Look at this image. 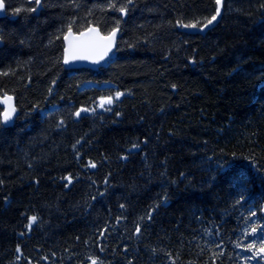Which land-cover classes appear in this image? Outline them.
<instances>
[{
    "label": "trees",
    "instance_id": "trees-1",
    "mask_svg": "<svg viewBox=\"0 0 264 264\" xmlns=\"http://www.w3.org/2000/svg\"><path fill=\"white\" fill-rule=\"evenodd\" d=\"M28 1L39 10L0 19V94L20 111L5 127L0 106V264H250L264 0H227L204 35L178 26L206 24L216 0ZM90 26L121 29L115 57L66 70V33ZM87 82L116 89L82 93ZM82 108L93 113L76 119Z\"/></svg>",
    "mask_w": 264,
    "mask_h": 264
},
{
    "label": "water",
    "instance_id": "water-1",
    "mask_svg": "<svg viewBox=\"0 0 264 264\" xmlns=\"http://www.w3.org/2000/svg\"><path fill=\"white\" fill-rule=\"evenodd\" d=\"M227 0H222L221 4H217V8L220 9V13L219 15H217V18L215 21H213L212 24H204L202 26H188V25H183V26H178L179 30L183 33H186V34H189V35H196V34H200V35H204L206 34L208 31L214 29L223 19V16H224V6H225V3H226ZM3 3H4V8L3 9H0V19H4L7 17L8 15V6L6 4V2L3 0ZM207 25V26H205ZM96 29L97 30V33L99 34V36H109L111 33L115 32V36L113 38V42H112V47H111V51L108 52V54L106 56H104L103 59L99 60L98 63L96 62H93L92 60H81V59H77V60H69V62L65 63V55H66V50L69 49V46H70V41L73 45V50L76 51L77 48L76 46L79 44V42L77 41H74L72 40V37H75V36H80L81 33H86L89 31V29ZM72 32V37H69V31L66 33L65 37H69L68 39H63V44H64V56H63V66L66 70H69V71H77V70H81V69H89V70H92V71H97L101 68H105L109 65V63L112 61V59L115 57V53L119 47V42L122 38V31L121 29H115L113 30L112 32H110L109 34H104L101 29L97 26H90L89 28H87L86 30H83L79 33L77 32H74L73 30H71ZM97 33H89V35L87 37H81L82 40H91V39H94L96 37V34ZM106 43L104 41H100L99 42V46L94 49V52L95 53H99L100 51H102V47H103V44ZM3 46V42L0 40V48ZM5 95L9 96V97H12V101H11V104H13L16 108V111L15 113L12 115L11 119L7 122H4L3 121V114H2V124L3 126L5 127H10L12 125H14L15 121L17 120V118L19 117L20 115V111H19V108L17 106V100H16V97L14 95H11V94H4V95H1L0 94V106L3 108V110L7 107V105H5L2 101L5 97ZM101 102L100 101V105H101ZM104 105V104H103ZM82 109H86V108H82ZM80 113L79 116L76 115V119H80V118H83V117H88L92 114L91 111H89L87 109V111H81V109L78 111ZM264 253V252H263Z\"/></svg>",
    "mask_w": 264,
    "mask_h": 264
},
{
    "label": "snow or ice",
    "instance_id": "snow-or-ice-1",
    "mask_svg": "<svg viewBox=\"0 0 264 264\" xmlns=\"http://www.w3.org/2000/svg\"><path fill=\"white\" fill-rule=\"evenodd\" d=\"M35 2L37 4L40 3V0H35ZM222 0H216V3L219 5L221 4ZM4 3L3 0H0V9L4 8ZM33 11H35V9H33ZM120 11H124V9H120ZM216 13L217 15H219L220 13V9L217 8L216 9ZM217 15L212 16L211 19H209L207 21V24H212L213 21L216 20ZM193 27L195 25H192ZM207 26V25H205ZM89 33H97V30L92 28L89 29L88 32L86 33H81L80 36H75L72 37V32H71V28H69V37H72V40L79 42V44L76 46L77 50L74 51L73 50V45L70 41V46L69 49L66 50V55H65V63L69 62V60H77V59H81V60H92L93 62L98 63L99 60L103 59L104 56H106L108 54L109 51H111V47H112V42H113V38L115 36V32L111 33L109 36H99V34H96V37L94 39L91 40H82L81 37H87L89 35ZM69 37H65V39H68ZM100 41H104L106 43L103 44L102 47V51H100L99 53H95L94 49H96L99 46V42ZM119 96V94H118ZM12 101V97H9L7 95H5L4 99H3V103L5 105H7V107L3 110V121L7 122L11 119L12 115L15 113L16 108L13 104H11ZM104 103H108L111 104L112 103V98H108L106 101H102L101 102V106H103ZM81 111H87V109H81ZM77 116L80 115L79 112L76 113ZM89 166L90 167H95L96 165L94 163L89 162ZM69 179V183H71V178ZM253 215H255V213H253ZM31 220L33 222H35L36 217H32ZM28 227H31V224L28 225ZM137 231H139V229H137ZM257 231L256 228L252 229V232L255 233ZM261 231L264 232V228H261ZM262 239H264V237H262ZM239 246V245H238ZM255 247V245H249V248H253ZM17 251H19V249H17ZM260 252H264V244H261ZM92 264H97V262L95 260L92 261Z\"/></svg>",
    "mask_w": 264,
    "mask_h": 264
},
{
    "label": "rangeland",
    "instance_id": "rangeland-1",
    "mask_svg": "<svg viewBox=\"0 0 264 264\" xmlns=\"http://www.w3.org/2000/svg\"><path fill=\"white\" fill-rule=\"evenodd\" d=\"M4 1L6 2L7 6L8 5L14 6V10H11V11H15L19 14L27 13L28 11L32 12L34 9V8L33 9L30 8V10H29L28 9L29 7L26 8L25 5H23V4L21 5V3H23L22 0H19L21 3H19L16 0H4ZM7 1H9V2H7ZM240 2H241V0H232V2H230L229 10L236 11L238 5H241ZM28 3L34 4L35 0H30V1H28ZM33 60H35L34 62H36V60L39 61V58L33 59ZM94 89L108 90V89H116V87L114 86V84H111V83H105L103 85H99V84L93 83V82L84 83L81 87L82 93H86V92H89V91L94 90ZM107 99L108 98L102 99V101H106ZM112 102H113V100H112ZM111 104L104 103L103 106H101L99 104V108H105L107 106H110ZM59 111H60L59 106H53L48 110L42 111V116L47 117V116L54 114L56 112H59ZM89 111H91L93 113L92 110H89ZM253 228H256L257 231L255 233H253L251 230L250 233L247 234V240H250L248 243L250 245H255L257 247L256 248L257 250H255V252L253 253V257H252V260L250 261V264H264V253L262 254V252L259 251L261 244H264V239H262V237H264V232L261 231V228H264V222H262L259 217L255 218Z\"/></svg>",
    "mask_w": 264,
    "mask_h": 264
},
{
    "label": "bare ground",
    "instance_id": "bare-ground-1",
    "mask_svg": "<svg viewBox=\"0 0 264 264\" xmlns=\"http://www.w3.org/2000/svg\"><path fill=\"white\" fill-rule=\"evenodd\" d=\"M29 1H30V0H29ZM41 9H42V8H41ZM37 10H39V9H37ZM37 10H36V11H37ZM25 15H26V14H25ZM77 17H78V16H77ZM77 17H76V18H77ZM12 18H13V17H12ZM14 19H15V18H14ZM74 20H75V19H74ZM74 20H73V21H74ZM82 22H83V21H82ZM66 25H67V24H66ZM66 28H67V27H66ZM116 28H117V27H116ZM12 30H14V29H12ZM6 31H7V30H6ZM15 31H16V30H15ZM67 31H68V30H67ZM80 31H81V30H80ZM14 35H15V34H14ZM63 56H64V55H63ZM56 105H57V104H56ZM75 114H76V113H75Z\"/></svg>",
    "mask_w": 264,
    "mask_h": 264
}]
</instances>
